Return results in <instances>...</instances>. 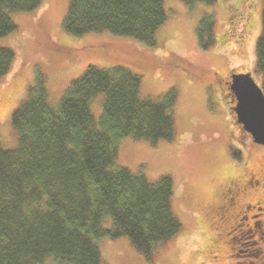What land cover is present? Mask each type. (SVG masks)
I'll list each match as a JSON object with an SVG mask.
<instances>
[{"label": "trees", "instance_id": "obj_1", "mask_svg": "<svg viewBox=\"0 0 264 264\" xmlns=\"http://www.w3.org/2000/svg\"><path fill=\"white\" fill-rule=\"evenodd\" d=\"M43 0H0V38L16 31L12 14L31 12ZM187 7L215 0H180ZM255 42V71L264 94V0ZM166 19L164 0H68L62 28L81 36L107 32L155 46ZM215 21L203 17L196 36L215 44ZM205 39V41H204ZM14 53L0 46V78ZM141 78L120 66H88L53 108L45 77L35 74L11 114L12 149L0 146V264H102L100 239L127 238L145 261L181 230L169 176L149 181L115 165L124 137L150 145L175 137L174 89L161 98L140 94ZM103 94L98 122L90 104ZM105 218L110 229H103Z\"/></svg>", "mask_w": 264, "mask_h": 264}, {"label": "rangeland", "instance_id": "obj_2", "mask_svg": "<svg viewBox=\"0 0 264 264\" xmlns=\"http://www.w3.org/2000/svg\"><path fill=\"white\" fill-rule=\"evenodd\" d=\"M67 5L68 0H43L31 12L13 13L16 31L0 38V46L14 53L9 72L0 78V146L15 147L11 114L38 72L45 77L48 102L53 108L58 106L70 82L88 66H120L137 74L141 78L142 97L157 99L174 89L177 94L173 107L174 139L150 145L124 137L118 143L115 165L133 174L141 173L149 181L169 176L173 184L172 209L180 220L181 230L157 247L150 263L127 238L100 239L97 244L101 263L264 264L262 205L245 199L243 204L249 210L240 213L241 220L236 226L228 222L225 212L216 209L220 189L229 176L241 168L250 173L264 169V145L252 142L227 104L208 88L212 71H225L219 40L231 12L247 16L250 36L246 67L256 84L261 83L255 71L261 0H215L212 5L196 3L193 7L180 0H164L166 19L152 47L107 32L81 36L66 33L62 21ZM205 16L215 21L216 41L210 48H203L196 36L199 22ZM61 45L68 47L66 52L57 50ZM103 99V94H97L90 104L96 123ZM101 226L110 229L111 220L105 218Z\"/></svg>", "mask_w": 264, "mask_h": 264}, {"label": "flooded vegetation", "instance_id": "obj_3", "mask_svg": "<svg viewBox=\"0 0 264 264\" xmlns=\"http://www.w3.org/2000/svg\"><path fill=\"white\" fill-rule=\"evenodd\" d=\"M222 29L219 44L222 47L221 58L225 63V71L213 70L212 74H210L212 79H209L208 88L214 90L217 98L227 104V107L235 117L236 123L239 124L233 111L236 98L230 87L233 75L248 73L246 59L248 57L250 28L246 14L239 12L229 13L227 24ZM61 46L62 48L57 50L66 52L68 47ZM239 125L242 128V125ZM240 170L235 175L229 176L225 180L226 182L224 181L220 189V200L216 208L222 213L225 212L228 215V222H231L232 225L235 224V226L238 223L237 221L241 220V217H239L240 213L244 214L249 210V206L243 204L245 199H253L257 205H262L264 208V169L259 168L253 173H250L246 168H241Z\"/></svg>", "mask_w": 264, "mask_h": 264}, {"label": "water", "instance_id": "obj_4", "mask_svg": "<svg viewBox=\"0 0 264 264\" xmlns=\"http://www.w3.org/2000/svg\"><path fill=\"white\" fill-rule=\"evenodd\" d=\"M236 120L254 144L264 145V94L249 73L232 76Z\"/></svg>", "mask_w": 264, "mask_h": 264}]
</instances>
